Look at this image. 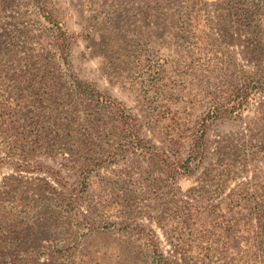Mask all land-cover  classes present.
Returning a JSON list of instances; mask_svg holds the SVG:
<instances>
[{
	"label": "rangeland",
	"instance_id": "374dc122",
	"mask_svg": "<svg viewBox=\"0 0 264 264\" xmlns=\"http://www.w3.org/2000/svg\"><path fill=\"white\" fill-rule=\"evenodd\" d=\"M47 1L69 33L74 74L119 100L137 126L125 127L119 114L105 106H68L69 114L64 112L69 127L63 135L78 139L74 149L30 159L40 160L46 171L0 165V219H14L18 256L26 264L227 261L210 251L209 257L188 262L171 246L169 236L174 233L188 241L228 242L229 248H238L236 264H264V215L251 225L240 220L233 228L221 216L228 213L238 183L264 184V89L254 94L239 117L206 120L203 153L190 162L191 173L181 174L177 167L172 182L162 161L187 157L202 119L209 108L224 105L232 85L240 80L239 71L264 73L263 44L244 36L238 18L230 23L221 20V15L234 11L231 3L204 1L209 26L201 18L194 22L181 17L200 29L188 37L198 44L190 50L181 49L170 32L178 11L186 16L185 8L192 10L189 0H94L101 22L88 0ZM4 2L7 9L0 8L1 18L27 7L25 0ZM165 4L168 16L163 13ZM105 10V15L114 14L106 25ZM104 27L112 31L114 45ZM10 29L5 23L0 31ZM13 30L18 35L15 26ZM19 124L24 125L23 120ZM84 158L100 163L88 169L85 165L81 172L77 166ZM49 170L58 173L60 183ZM83 172L89 182L81 190ZM35 176L49 180L55 190H31ZM7 182L20 185L6 192ZM56 189L66 197H79L72 209H60L50 201ZM151 239L168 263L157 259ZM53 248L62 255L52 253ZM11 257L4 258L6 263Z\"/></svg>",
	"mask_w": 264,
	"mask_h": 264
},
{
	"label": "trees",
	"instance_id": "16d2710c",
	"mask_svg": "<svg viewBox=\"0 0 264 264\" xmlns=\"http://www.w3.org/2000/svg\"><path fill=\"white\" fill-rule=\"evenodd\" d=\"M5 1L9 3L12 0ZM88 1L94 10L97 9L96 0ZM164 1L172 3L171 0ZM204 1L189 0L193 6L192 10L186 7V16H183L184 12L178 11L176 22L170 26L171 35L179 41L177 44L181 49L193 50L198 44L196 41H190L188 37L192 36L196 30L200 31L196 23L185 22L181 17H187L186 20H194V22L201 18L204 22L203 25H208V14L205 11ZM227 1L231 3V10L234 11L232 14L221 15V20L230 23L234 21V18H238L239 29L244 36L251 42L264 46L262 0ZM25 3L27 7L24 11L14 15H5L2 18L0 16V29L5 23H9L11 28L8 32L0 31V151H5V155H0V165L9 164L17 171L37 169L36 172H39L46 170H43L39 164L40 160L34 161L38 156L64 153L74 149V143L76 145L78 143L76 137L67 138L63 135V132L69 127L66 123L68 118L65 116L68 106L78 109L79 105L81 109H84V106L94 104L114 109L121 117L125 127L127 125L135 128L137 120L130 113H125L119 100L102 94L91 83L74 74L69 57V33L49 6L48 1L25 0ZM5 7H7L6 2L0 0V8L3 10ZM164 8L163 13L168 16V5L165 4ZM97 12L95 10L96 20L101 22ZM106 12L107 10L103 12L106 19L101 18L105 25L114 18L113 12L105 15ZM14 26L18 29V35L13 30ZM104 31L109 41L113 43L115 37L112 31L107 27H104ZM204 41L205 45H208V40ZM201 44L199 40V45ZM244 71H239L238 78L240 80L232 85L224 105L218 103L207 111L194 133L195 137L189 143L187 157L178 162L162 160L166 163L165 174L172 182H175L177 167L182 169L181 174L188 175L192 170L190 162L195 161L203 153L206 120L239 117L254 94L264 89V73L262 76H256V71ZM261 71L264 72V70ZM79 119L81 120L80 117ZM22 120L24 125L19 124ZM30 159L34 160L30 161ZM99 163L98 159L87 160L84 158V162L80 165L76 164V166L78 165L77 167L81 168L82 172L85 165L88 169L89 166L94 167ZM48 172L53 175V180L60 183L56 171L49 170ZM84 173H82L79 182L81 190L85 189L89 182ZM34 182V188L31 189L34 192H48L56 188L42 176H35ZM17 185L7 182L4 183L3 188L7 192V189L11 190V186ZM233 194L234 198L228 213H220L224 223L228 225L231 222L229 228L238 225L240 220L251 225L255 218L264 215V184L240 182L236 185ZM196 195H199V192ZM78 198L77 195L66 197L62 192L57 191L55 198L50 201L60 209L64 207L70 210ZM52 210L56 213L60 212ZM13 221L14 219L10 218L0 219V264H26L27 261L18 256L17 245L20 241L14 236L17 228ZM169 239L172 248L180 252L183 257H187L188 262L193 258L205 259L209 257L211 251L220 253L223 258L227 259L225 264H236L238 248H229L228 242L221 245L218 242H213L212 239H209V242L202 241V239L188 241L174 233L170 234ZM151 243L153 253L158 254L157 259L168 263V260L158 251L154 239H151ZM51 251L55 255H62L59 249L53 248ZM9 255L12 257L6 263L4 258Z\"/></svg>",
	"mask_w": 264,
	"mask_h": 264
}]
</instances>
